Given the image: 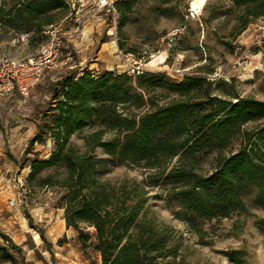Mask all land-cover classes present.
<instances>
[{
  "label": "trees",
  "instance_id": "16d2710c",
  "mask_svg": "<svg viewBox=\"0 0 264 264\" xmlns=\"http://www.w3.org/2000/svg\"><path fill=\"white\" fill-rule=\"evenodd\" d=\"M231 1L241 10L242 30L264 17V0ZM135 2L114 1L122 22ZM69 12L64 0H12L10 6H0V22L15 29L33 23L35 32H43ZM145 71L135 79L127 72L95 74L89 69L62 76L52 87L51 122L43 121L29 140V145L42 142L45 134L52 139L49 157L31 161L29 178L42 167L57 168L61 178L43 181L64 189V218L78 231L84 253L91 241L81 224L95 229L101 264L177 263L180 245L174 228L147 216V187L159 181L164 199L178 201L177 215L191 227L198 220L249 213L241 194L248 184L256 185L257 202L264 206V99L230 89L212 92V80L199 74L172 81L164 73ZM156 89L173 96L158 102L151 94ZM74 134L84 140L83 149L71 141ZM98 148L118 161L147 168L150 175L142 181L104 180L111 159L98 155ZM25 153L27 159L29 150ZM209 155L213 166L206 171L201 161ZM256 223L264 231V217ZM0 250L6 247L0 244Z\"/></svg>",
  "mask_w": 264,
  "mask_h": 264
},
{
  "label": "rangeland",
  "instance_id": "374dc122",
  "mask_svg": "<svg viewBox=\"0 0 264 264\" xmlns=\"http://www.w3.org/2000/svg\"><path fill=\"white\" fill-rule=\"evenodd\" d=\"M191 1L136 0L128 19L122 22L118 10L116 14L100 10L90 0L78 16H60L43 32H35L33 23L26 29H15L0 22V61L38 58L53 34L62 38L58 55L44 66L29 94L25 96L16 89L4 97V112L9 115L6 118L4 114V134L0 137V244L6 250H0V264L102 262L94 248L95 229L81 224L91 241L84 253L75 231L66 229L64 189L43 181L48 176L61 178L57 168L42 167L33 179L29 178L31 161L46 159L53 150L49 134L42 142L29 145V140L43 121L51 122L52 87L62 76L71 72L79 75L87 69L95 74L106 70L129 73L127 69L140 65L148 72L164 73L172 81L188 74L207 76L212 80V92L230 89L242 96L264 99V17L253 19L242 30L241 10L231 0H207L200 12L192 9ZM4 4L10 6L12 0H0V6ZM177 27L183 32L169 44L167 35ZM139 59L142 61L135 62ZM129 74L134 79L138 76ZM151 94L158 102L173 96L163 89L152 90ZM71 141L83 149L79 134H74ZM238 142L233 143L235 147ZM96 153L111 159L102 175L104 180L142 181L150 175L147 168L118 161L100 148ZM212 157L201 161L204 170L213 166ZM147 188L148 218L175 230L174 240L180 245L176 264H264V231L256 223L264 217V206L257 202L255 184L241 190L249 213L236 211L227 218L198 220L197 227L177 215L181 210L177 200L164 199L162 181ZM10 198H15V205L9 204ZM2 233L22 249L12 247ZM168 260L174 264L171 259L160 261L167 264Z\"/></svg>",
  "mask_w": 264,
  "mask_h": 264
},
{
  "label": "built area",
  "instance_id": "2783aa9c",
  "mask_svg": "<svg viewBox=\"0 0 264 264\" xmlns=\"http://www.w3.org/2000/svg\"><path fill=\"white\" fill-rule=\"evenodd\" d=\"M69 8V14H76L79 12L90 0H64ZM97 8L105 10L106 12L116 14L117 9L113 0H94ZM53 25H50L51 27ZM183 28L177 27L170 31L167 35L169 44L174 42L182 34ZM62 43L61 36L53 34L51 39L43 44L38 58H29L25 61H12L9 59H2L0 61V101L13 92L19 90L23 95L29 94L30 87L40 77L45 65L52 63L60 51ZM142 59L135 60L141 62ZM145 70L140 65L127 69L129 73L138 74ZM10 205H15V198H10Z\"/></svg>",
  "mask_w": 264,
  "mask_h": 264
},
{
  "label": "crops",
  "instance_id": "0c3cea01",
  "mask_svg": "<svg viewBox=\"0 0 264 264\" xmlns=\"http://www.w3.org/2000/svg\"><path fill=\"white\" fill-rule=\"evenodd\" d=\"M12 94L13 93H11V95ZM10 96H8V97H10ZM4 114L6 115V118L9 115L8 112H4V98H3L2 101H0V137L3 136V134H4ZM64 220H65V218H64ZM65 225H66L67 230L73 229L76 233L75 235H77V237H78V231L73 226L68 227L66 224V220H65ZM81 249H82V251H84L83 248H81Z\"/></svg>",
  "mask_w": 264,
  "mask_h": 264
},
{
  "label": "bare ground",
  "instance_id": "6f19581e",
  "mask_svg": "<svg viewBox=\"0 0 264 264\" xmlns=\"http://www.w3.org/2000/svg\"><path fill=\"white\" fill-rule=\"evenodd\" d=\"M206 1L207 0H192L191 1V6H192V9L195 11V12H200L205 4H206ZM153 56H156V55H153ZM159 57V56H158ZM164 60H161V62H163Z\"/></svg>",
  "mask_w": 264,
  "mask_h": 264
}]
</instances>
